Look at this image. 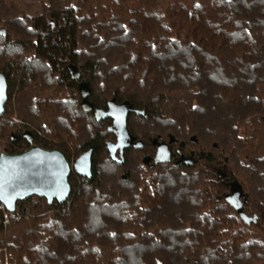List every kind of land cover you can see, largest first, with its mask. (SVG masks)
<instances>
[{
  "label": "trees",
  "instance_id": "trees-1",
  "mask_svg": "<svg viewBox=\"0 0 264 264\" xmlns=\"http://www.w3.org/2000/svg\"><path fill=\"white\" fill-rule=\"evenodd\" d=\"M0 73L1 151L71 167L63 204H0V264H264V0H0Z\"/></svg>",
  "mask_w": 264,
  "mask_h": 264
},
{
  "label": "water",
  "instance_id": "water-1",
  "mask_svg": "<svg viewBox=\"0 0 264 264\" xmlns=\"http://www.w3.org/2000/svg\"><path fill=\"white\" fill-rule=\"evenodd\" d=\"M71 78H77L75 67L68 66ZM6 80L0 73V114L7 100ZM126 103H108L106 111H98V119L111 118L108 131H114L115 143L108 147L110 157L120 164L123 163L122 153L131 137L126 128V117L129 111ZM141 116L142 112L137 111ZM119 151V157L115 152ZM90 152L78 158L73 169L76 173L90 177ZM71 167L59 150H44L36 146L18 154L0 152V204L7 212L15 211L16 203L31 197H39L48 204H63L69 197L70 186L68 177ZM124 181V176L121 177Z\"/></svg>",
  "mask_w": 264,
  "mask_h": 264
},
{
  "label": "rangeland",
  "instance_id": "rangeland-1",
  "mask_svg": "<svg viewBox=\"0 0 264 264\" xmlns=\"http://www.w3.org/2000/svg\"><path fill=\"white\" fill-rule=\"evenodd\" d=\"M21 1H23V0H21ZM0 152H2L1 151V147H0ZM202 167H204V165H202ZM206 167V166H205ZM209 169V168H208ZM213 171H214V173L216 174L217 172H220L222 175L223 174H225V173H227V169H225V170H223L222 169V167H216V169H217V172L213 169V167L211 168Z\"/></svg>",
  "mask_w": 264,
  "mask_h": 264
},
{
  "label": "flooded vegetation",
  "instance_id": "flooded-vegetation-1",
  "mask_svg": "<svg viewBox=\"0 0 264 264\" xmlns=\"http://www.w3.org/2000/svg\"><path fill=\"white\" fill-rule=\"evenodd\" d=\"M119 156H120V155H119V151H116V152H115V157H119ZM214 170L217 172V169H216V168H215ZM216 175H217L218 177H221V173H220V172H217Z\"/></svg>",
  "mask_w": 264,
  "mask_h": 264
}]
</instances>
